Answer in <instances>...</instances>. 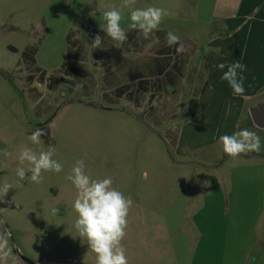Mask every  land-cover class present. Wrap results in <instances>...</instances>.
Listing matches in <instances>:
<instances>
[{"label": "rangeland", "instance_id": "obj_1", "mask_svg": "<svg viewBox=\"0 0 264 264\" xmlns=\"http://www.w3.org/2000/svg\"><path fill=\"white\" fill-rule=\"evenodd\" d=\"M122 4L0 0V185H13L0 201V236L7 240L0 264H96L74 227L76 189L65 179L78 159L92 179L111 177L133 201L121 241L128 264H264V218L227 210L237 194L252 203L264 193L257 182L264 159L253 154L264 151V130L254 129L244 112L235 131L257 132L260 152L246 154L247 163L217 155L224 124L206 103L198 114L207 35L191 28L198 41L182 42L186 51L177 54L179 45L166 41V18L147 39L129 27L131 10L150 0ZM113 7L122 11L123 42L100 27ZM186 19L180 23L190 31L194 21ZM96 35L102 45L93 49ZM36 128L47 133L40 145L28 139ZM49 146L63 171L43 172L40 183L19 181L16 168L29 167L18 159L21 150ZM214 180L223 185L212 216ZM236 180L251 183L237 187Z\"/></svg>", "mask_w": 264, "mask_h": 264}, {"label": "crops", "instance_id": "obj_2", "mask_svg": "<svg viewBox=\"0 0 264 264\" xmlns=\"http://www.w3.org/2000/svg\"><path fill=\"white\" fill-rule=\"evenodd\" d=\"M150 3L149 6L167 10L168 15L165 18L171 24L167 31L176 32L180 36V42L198 41L196 31L207 35L205 52L209 63L206 69V90L198 99L201 107L198 114H203V103H206L205 106H212L216 111L213 112L216 120L224 124L217 138L221 135H231L238 129L235 124L239 123L241 114L244 112L250 114L252 107L264 103V0H150ZM181 18L184 20L188 18L190 24L191 20L194 21V25H190V31L184 29L187 22L181 24ZM180 26L183 27L180 28ZM193 27L195 32L191 31ZM236 61L246 65V69L237 77L242 75L244 78L245 91L242 95H234L228 82L221 79L223 71H227V68L221 71L217 67L222 63L231 64ZM218 108H224V111ZM248 119L254 129H259L252 123L250 115ZM226 123L228 125H225ZM200 145L206 146V143ZM218 149L217 155H224L222 146ZM253 154L258 159H264V151ZM250 160L245 154H241L237 159L239 163H242L241 161L247 163ZM220 167H225V164L221 163ZM261 171L264 172V168ZM240 176L244 178V174L240 173ZM257 182L261 183L264 192V178ZM249 183L251 182L248 180L234 182L237 187H247ZM210 185L215 190L210 201L209 214L212 215L218 210L216 204L220 203L218 197L222 196L220 193L223 184L214 180ZM245 196L247 195L237 194L234 204L228 206L227 210L238 213L242 217L245 215L255 216L258 219L264 218V193L261 196L258 194V198L252 199V203H250V197ZM208 242L213 243L210 236ZM259 260L264 262V251L260 254Z\"/></svg>", "mask_w": 264, "mask_h": 264}, {"label": "clouds", "instance_id": "obj_3", "mask_svg": "<svg viewBox=\"0 0 264 264\" xmlns=\"http://www.w3.org/2000/svg\"><path fill=\"white\" fill-rule=\"evenodd\" d=\"M135 0H123L121 9L131 7ZM168 15L164 8L149 6L147 8H134L130 12L131 29H138L143 37L147 39L149 35L158 30L163 19ZM103 19L106 22L100 25L102 31L114 41L123 42L127 39L125 30L121 27L123 19L122 11L113 7L111 10L103 12ZM168 46L178 44L177 54L186 51V48L180 37L173 32L166 35ZM102 37L96 35L91 43L93 49L101 48ZM218 69L223 71L222 80L228 82L234 95H242L245 91L243 76L238 74L246 69L240 61L231 64H219ZM47 133L45 129L36 128L28 139L36 145L43 143L41 139ZM218 143L222 146L223 153L229 157L236 158L241 154L250 152H260L261 137L257 132L247 128L233 132L231 135H221ZM55 148L49 146L47 150H41L38 153L31 148L24 147L19 154L21 164L27 162L29 167L27 172L24 167L16 168V175L19 181L26 178L33 183H40L42 173L45 171H54L60 173L63 171V165L53 159ZM30 172V177L27 173ZM72 182L76 189V197L73 202V210L77 213L74 227L79 237L86 239L88 247L96 254V264H128L126 249L121 241L126 236L127 217L133 201L126 197L121 191L113 187L111 177L103 179H92L85 172V161L78 159L71 169V173L65 177ZM210 182L204 181L207 186ZM13 188L11 183L5 182L0 185V201ZM52 214L59 212L58 208H53ZM7 243V240L0 236V248Z\"/></svg>", "mask_w": 264, "mask_h": 264}, {"label": "water", "instance_id": "obj_4", "mask_svg": "<svg viewBox=\"0 0 264 264\" xmlns=\"http://www.w3.org/2000/svg\"><path fill=\"white\" fill-rule=\"evenodd\" d=\"M251 121L255 127L264 130V103H259L257 106L250 109Z\"/></svg>", "mask_w": 264, "mask_h": 264}]
</instances>
